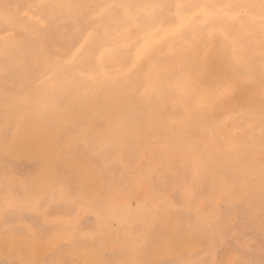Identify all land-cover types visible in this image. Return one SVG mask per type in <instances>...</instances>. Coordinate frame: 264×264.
Listing matches in <instances>:
<instances>
[{
    "label": "rangeland",
    "instance_id": "374dc122",
    "mask_svg": "<svg viewBox=\"0 0 264 264\" xmlns=\"http://www.w3.org/2000/svg\"><path fill=\"white\" fill-rule=\"evenodd\" d=\"M6 1L19 0H4L2 7ZM217 1L227 5L232 0ZM37 7L13 10L38 22L52 43L49 18ZM3 15L0 41L22 40V30ZM155 28L162 33L164 24ZM62 43V60L69 62L82 53L83 42L73 48L66 40ZM235 50L220 52L218 57L207 55L208 61L198 67L190 65L179 50H144L145 58L132 61L125 52L123 72L129 77L122 78L127 83L125 92L105 79L102 69H96V89H83L76 76V134L87 144V160L76 163L82 177L79 184L71 180L68 170L39 171L31 162L49 147L52 132H44L28 146L32 135L15 134L0 110V264H82L88 254L99 264H232L234 258L248 259L249 252L255 255L259 247L258 256L264 257V129H245L252 101L264 109V97L250 96L245 70L233 73L227 65L221 67L220 57L230 65ZM93 54L103 58L104 52ZM9 57L10 52L0 53V80L9 77L10 69L3 68ZM37 60L40 66L46 65L42 55ZM91 62L88 59L89 67L94 66ZM12 67L15 89L28 96L26 100L17 97L14 104L22 113L31 105L28 100L39 95L26 84V64ZM88 68L78 71L89 77ZM201 72L210 83L203 79L202 83ZM64 79L62 71L44 68L36 72L34 85L54 90L56 82ZM91 92L114 99L122 93L123 110L118 101L103 106L84 103L83 93ZM52 96L59 104H67L70 97L62 91ZM62 111L47 110V114ZM121 121L131 122L120 141L126 149L96 138L98 133L117 129ZM39 129L33 127V131ZM62 129L73 131L74 126L66 122ZM10 151L17 156L12 158ZM71 152L67 155L78 156L80 146ZM115 153L124 157L117 160ZM33 177L57 186L39 193L50 200L46 205L26 202ZM139 206L138 217L123 212ZM116 215L133 230H124L125 235L119 232L111 218Z\"/></svg>",
    "mask_w": 264,
    "mask_h": 264
},
{
    "label": "bare ground",
    "instance_id": "6f19581e",
    "mask_svg": "<svg viewBox=\"0 0 264 264\" xmlns=\"http://www.w3.org/2000/svg\"><path fill=\"white\" fill-rule=\"evenodd\" d=\"M2 1L4 0H0V17L3 13L2 18L8 16V19L22 30L24 38L16 41H0V53L10 52L9 60L3 67L10 69L9 77L0 80L1 115L7 117V121L11 122V130L15 134L29 132L32 135L28 146L38 140L44 132H52L49 147L37 153V155L41 153L38 160L31 161L35 167H38L37 170L39 171L65 169L71 174V180L80 183L82 177L79 175L76 163L79 160H87L85 156L87 144H85L86 139L84 137L76 134V120L79 116L77 112L76 76L83 89H96V74H98L96 69H102L101 75L105 76L107 80H112L120 90L125 92L127 83L122 80L123 77H127L123 72L125 70L124 64H126L123 63L126 58L125 52L129 61H132L140 60V57L145 58V55L148 54L144 50H156L162 47L179 50L185 60L196 67L208 61L207 55L214 54L218 57L217 54L220 52L236 49L234 58L229 59L230 65L220 57L221 67L226 69L227 65L230 71L231 69L234 70L233 73H238L242 69L245 70L250 96L255 100L264 97V49H259L260 46H264V0H232L228 1L227 5L223 1L217 0H19L16 2L6 1L4 7H2ZM212 4L216 5L213 6ZM26 5L38 6L37 8L49 18L50 32L54 37L52 43L48 42L47 31L38 22L15 14L14 7L25 8ZM83 18L87 19L84 20ZM159 23L164 24L162 33L155 30ZM96 26L97 29L95 30ZM93 31L92 36L90 33ZM148 35L150 36L149 40L146 39ZM64 40L72 48L76 47L79 42H83L82 53L69 62L59 58L62 55L60 54V47ZM98 50L104 52L103 58L93 54ZM13 51L14 53H12ZM53 51H57V53ZM92 51L94 52L91 54ZM243 52L246 53L242 54ZM25 54L28 56L27 59L24 58ZM41 55L45 59L46 65L40 66L38 64L37 58ZM35 57L36 61H34ZM90 58L94 65L91 66L90 64L91 67L88 64ZM158 58L159 56L156 57V59ZM195 60L202 63H196ZM14 64H26L29 71V82L26 84L39 95L28 100L31 105L28 107V111L22 113L18 112L14 104L18 100L17 97L20 100H26L28 96L15 89L16 83L13 76L16 74V70L12 67ZM44 68L62 71L67 79L56 82L54 90L46 88L40 90L34 85L37 81L35 76L37 71ZM87 68L89 77L79 73V71L86 72ZM41 76L39 77L41 78ZM198 76L204 82H211L203 72ZM203 80L202 83H204ZM61 91L70 95L67 98V104H59L60 100L52 96L53 94L58 95ZM164 95L165 93L161 91L159 96L163 97ZM83 98L84 103H96L99 106H103L104 103L108 105L111 101H118L120 102L118 108L122 110L126 101L122 93L118 99L92 92L83 93ZM50 102L57 104L54 106L49 104ZM252 102L254 108L249 113L245 129H264V109H260L256 101ZM54 109L64 111L47 114V110ZM114 109H116V105L112 103L110 110L113 111ZM66 122H70L74 126L73 131L62 129ZM130 125L131 122L121 121L116 126L117 129H111L110 132L104 131V134L98 133L96 138L106 145L120 144L124 129ZM34 126H39L42 129L33 131ZM187 127L188 125H185L184 128L187 129ZM79 146L81 152L78 156L67 155V153H72L73 149L77 151ZM119 149L124 150L126 146L121 143ZM24 150H29V148L24 147ZM10 154L12 158L17 156L14 151H10ZM123 157L121 153L114 155L117 160H121ZM56 187L55 184L44 183L33 177L29 191L36 196H31V193L27 191L26 202H33L39 206L44 203L46 205L50 200L44 194L39 193L56 190ZM139 208L140 206L137 209L124 208L123 212L125 214L131 213L132 217H138L141 214ZM111 218L117 222L119 232L126 231V229L133 230L132 226L121 223V216L116 215ZM242 230L244 232V228L241 227V235L243 234ZM258 250L257 252L253 250L255 255L249 252L248 259H239L238 257V260L234 258L231 263L259 264L264 261V257L258 256ZM22 251L25 253L24 250ZM95 258L90 254L83 256L82 264H99Z\"/></svg>",
    "mask_w": 264,
    "mask_h": 264
}]
</instances>
